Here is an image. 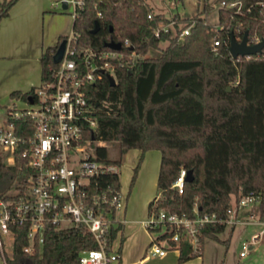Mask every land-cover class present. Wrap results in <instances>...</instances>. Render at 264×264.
Masks as SVG:
<instances>
[{
  "label": "trees",
  "instance_id": "obj_1",
  "mask_svg": "<svg viewBox=\"0 0 264 264\" xmlns=\"http://www.w3.org/2000/svg\"><path fill=\"white\" fill-rule=\"evenodd\" d=\"M15 1L0 0V18ZM256 1L242 0L240 12L220 6L216 28L198 13H176L173 25L161 29L159 36L155 35L158 22L169 21V17L152 9L146 0H82L76 8L72 32L77 45L105 47L104 40L123 42L127 38L132 47L122 48L126 52L133 48L139 54L121 57L115 67V83L106 75L87 83L86 97L97 124L86 130V136L98 157L120 164L122 154L131 147L142 153L149 148L160 150V194L149 200L148 211L163 206L191 215L196 202L200 212L226 218L232 204L252 191L258 197L259 217L264 218V48L248 57H231L228 49L230 33L237 34L239 24L250 36L260 31L264 7ZM203 9H208L206 3ZM95 20L98 28L92 31ZM186 26L188 33L178 39L175 31ZM66 35L60 33L41 52V78L48 77L55 65L53 53ZM214 37L220 38L215 48ZM161 40L166 43L159 54H146L149 48L159 47ZM25 93L15 89L10 95ZM95 140H115L119 154L109 157L106 145ZM141 158L142 154L133 166L130 183ZM182 166L190 168L193 176L179 192L172 181ZM29 171L23 158L13 163L0 158V197H9L15 182H25ZM97 179L120 187L118 173ZM225 224L220 220L206 223L197 249L179 243L178 262L199 254L205 237L220 239L218 232ZM10 228L12 244L10 253L4 254L5 264H82L81 250L97 246L84 226L49 223L43 239L35 238L33 250L27 251L23 246L29 241L28 225L10 224ZM120 229V222H110L107 250Z\"/></svg>",
  "mask_w": 264,
  "mask_h": 264
},
{
  "label": "built area",
  "instance_id": "obj_2",
  "mask_svg": "<svg viewBox=\"0 0 264 264\" xmlns=\"http://www.w3.org/2000/svg\"><path fill=\"white\" fill-rule=\"evenodd\" d=\"M81 2L67 0L73 7V15ZM220 2L226 8L242 11V0ZM256 3L264 7V0ZM173 22L159 21L155 35L159 36L161 29L168 30ZM241 28L242 25L237 34L234 33L238 40L243 33ZM188 31L186 26L175 34L182 39ZM262 37L264 17L259 32L250 36L248 31L247 42L253 43ZM120 42L119 48L77 45L71 30L65 37L62 56L50 68L48 77L41 78L24 91L25 94L11 95V104H4V115L0 107V158L3 160L6 156L10 159L7 163H13L20 157L30 167L25 182H15L9 191L10 196L0 197V233H12L10 224L26 223L29 241L23 246L24 250H33L34 239L41 241L46 225L52 223L58 227L84 226L92 233L97 246L81 250L79 259L82 264H109L118 255L111 248L107 250L106 233L110 222L119 220L116 211L124 205L123 196L120 187L97 178L102 174L119 173L120 163L98 157L91 139L86 136V130L97 124L93 107L86 97V85L103 75L111 74L116 79L115 67L121 57L139 55L133 48L128 52L122 48V45H131L127 38ZM219 43L220 38L212 39L213 48ZM185 173L186 168L180 167L172 181V186L179 192L183 190ZM257 199L252 191L242 195L237 203L232 204L226 218L218 217L214 212H200L196 202L191 215L163 206L152 209L144 223L158 234L149 242L147 252L162 255L171 247L178 248L181 242L197 249L201 228L206 223L230 222L235 205H245ZM250 243L245 239L242 247ZM0 248L2 251L1 236ZM239 253L244 251L241 249Z\"/></svg>",
  "mask_w": 264,
  "mask_h": 264
},
{
  "label": "crops",
  "instance_id": "obj_3",
  "mask_svg": "<svg viewBox=\"0 0 264 264\" xmlns=\"http://www.w3.org/2000/svg\"><path fill=\"white\" fill-rule=\"evenodd\" d=\"M59 1L61 2V0H16L9 7L7 14L0 18V103L11 96L12 90L26 91L37 84L41 79V52L48 44L54 43L60 33L71 32L73 11L67 9L69 3L66 8L58 9L56 5ZM70 23L71 28L68 31ZM149 153L152 157L159 158L158 163L155 165L153 163L148 173L152 181L156 180L157 183L161 152L158 148L146 149V157ZM141 169L139 168V172ZM148 190L144 194L146 209L133 200L132 191L129 192L130 195L123 197L124 205L121 210L116 211L121 229L118 230L111 244V249L118 255L109 264H206L204 239L201 252L180 263L179 249L175 247L167 249L162 255L148 254L147 246L158 234L144 223L149 213L148 202L157 196L153 195V190ZM255 203L256 206H251L249 209L242 208L243 205H235L229 223L235 225L239 222H247L264 227V218L259 217L257 201ZM262 227L258 230L254 229L251 235L258 233L256 237H259V232L263 231ZM120 235H122L121 239ZM5 253L8 254L2 243L0 264H5L3 258Z\"/></svg>",
  "mask_w": 264,
  "mask_h": 264
},
{
  "label": "rangeland",
  "instance_id": "obj_4",
  "mask_svg": "<svg viewBox=\"0 0 264 264\" xmlns=\"http://www.w3.org/2000/svg\"><path fill=\"white\" fill-rule=\"evenodd\" d=\"M152 9L160 11L163 15L169 17V20L175 19V14L180 16H190L195 13L205 20V22L215 25L218 24V9L221 5L220 0H146ZM208 5V9H203V4ZM53 4V3H52ZM58 9H62L61 2L56 5ZM68 10L73 11L72 5H68ZM241 24H239L240 26ZM71 28L69 24L68 31ZM166 41L161 40L159 47L149 48L146 54L156 55L159 54L161 47L165 45ZM12 102L11 96L0 103L2 115H4V104L9 105ZM96 144H104L107 147L109 157H116L118 152V145L115 140H95ZM155 151V150H154ZM142 154V158L135 174L134 180L131 182V176L133 166L136 164L138 158ZM155 155V154H153ZM151 154H145L138 147H131L125 151L121 156V164L119 171L120 179V192L125 198L129 192L133 193V200L137 201V204H141L144 208L146 201H144V194L153 190V195L159 196L160 192L156 183L152 181L151 176L148 175L150 168L158 163L159 158L157 156H151ZM149 157V158H148ZM4 162H10L8 157H3ZM144 162V163H143ZM139 168L141 172H139ZM256 201H251L242 208L249 209L251 206H256ZM146 209V208H145ZM121 210V209H120ZM119 211V210H118ZM227 222L223 229L218 232L220 239L212 237L204 238L205 245V260L206 264H264V227L258 224H252L247 222H239L233 225ZM262 227L263 231H260L259 237H253L251 235L254 229ZM258 233H256L257 235ZM3 248L10 253L12 244V233L5 234L0 233ZM251 241V246L248 244L245 248L242 247L243 240ZM244 251V254H240V250Z\"/></svg>",
  "mask_w": 264,
  "mask_h": 264
},
{
  "label": "water",
  "instance_id": "obj_5",
  "mask_svg": "<svg viewBox=\"0 0 264 264\" xmlns=\"http://www.w3.org/2000/svg\"><path fill=\"white\" fill-rule=\"evenodd\" d=\"M61 7L62 8H66L67 7V0H61ZM98 28V21L95 20L94 26L91 28L92 31H95ZM248 40V29L245 28L243 30L242 36L241 38L238 40L235 37L234 32L230 33V41L228 44V49H229V53L231 54L232 57H236L237 55H244L247 53H255V52H259L262 50V48L264 47V37H262L259 41L253 42V43H249L247 42ZM64 43H65V38L62 39L54 53H53V60L54 61H58L60 59V57L62 56L63 53V49H64ZM104 44L108 45L110 47H114V48H119L121 46V42L119 40H115V39H107L104 40ZM130 47H132V45H130ZM110 83H115V78L114 76H112L111 74L107 75ZM227 89L230 88V85H227L226 87ZM193 176L192 170L186 169V173L184 175V179L185 180H189L191 179Z\"/></svg>",
  "mask_w": 264,
  "mask_h": 264
}]
</instances>
